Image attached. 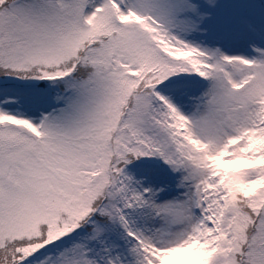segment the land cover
<instances>
[{"label": "snow or ice", "instance_id": "snow-or-ice-1", "mask_svg": "<svg viewBox=\"0 0 264 264\" xmlns=\"http://www.w3.org/2000/svg\"><path fill=\"white\" fill-rule=\"evenodd\" d=\"M0 264H264V0H0Z\"/></svg>", "mask_w": 264, "mask_h": 264}]
</instances>
